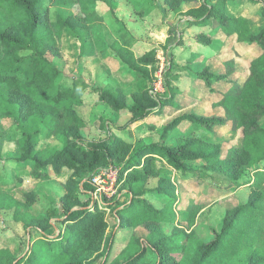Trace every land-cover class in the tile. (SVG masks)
Instances as JSON below:
<instances>
[{
	"label": "trees",
	"instance_id": "16d2710c",
	"mask_svg": "<svg viewBox=\"0 0 264 264\" xmlns=\"http://www.w3.org/2000/svg\"><path fill=\"white\" fill-rule=\"evenodd\" d=\"M164 1L171 11L185 14L190 26L208 25L212 32L199 35L201 45L211 47L213 36L221 30L226 39L255 48L256 57L244 76L236 71L233 58L225 61V74L216 75L210 69L193 73L212 92L214 84H229L213 105L223 115H182L164 128L158 143L137 146L112 135L100 141L84 139L81 129L85 122L78 112L82 98L74 90L57 86L61 72L46 57L57 52L54 39L78 29L87 36L96 35L94 27L103 21L99 13L85 11L78 2L79 13L51 22L45 0H0V123L13 119L22 130L23 136L16 142L22 169L28 166L42 181L65 178L69 173L58 219L65 229L49 222L42 225L19 211L20 220H26L27 229L36 230L39 238L29 245L25 257L16 258L8 247L1 248L0 264H97L101 259L100 264H107L116 235L110 232L108 212L116 215L122 229L142 228L147 233L144 237L132 235L110 264H264V29L254 34L246 17L233 14L239 0ZM89 3L93 7L98 1ZM187 5L193 7L185 11ZM112 49L135 78L137 90L128 96L124 88L110 85L101 100L116 113L128 112L132 116L128 126L176 107L173 90L166 96L151 94L157 62L154 51L138 58L120 43H114ZM49 137L62 148L39 149L41 139ZM171 168L183 180L198 185L204 183V174L216 171L229 180L219 192L249 186L252 193L246 204L226 207L220 232L214 227L197 229L195 216L201 206L190 197L183 210L172 179L163 176ZM106 169L118 171L120 190L129 197L127 203L120 205L116 200L101 205L92 200L91 195L97 193L92 178ZM248 172L254 179L244 181ZM156 178L159 185L150 189V181ZM33 194L28 193L27 203L21 207L28 209ZM151 194L166 196L163 209L146 199ZM82 195L88 200L83 201ZM177 220L179 227L167 234L163 225ZM204 233L210 234L211 240L205 241ZM151 254L155 263L148 261Z\"/></svg>",
	"mask_w": 264,
	"mask_h": 264
},
{
	"label": "rangeland",
	"instance_id": "374dc122",
	"mask_svg": "<svg viewBox=\"0 0 264 264\" xmlns=\"http://www.w3.org/2000/svg\"><path fill=\"white\" fill-rule=\"evenodd\" d=\"M97 1L90 7L89 0H45L44 6L51 22L79 13L78 2L87 12L95 9L103 19L94 27L96 35L88 33V37L87 32L78 29L60 40L54 39L57 52L46 54L51 64L61 72L57 86L74 90L82 98L78 112L85 122V127L81 129L84 139L100 141L112 135L136 143L137 146L151 145L158 143L164 128L182 115H223V111L213 105L220 100V91H226L229 84H214L212 92L193 73L210 69L213 74H225V61L233 58L236 71L244 76L251 60L256 57L255 48H248L235 39H226L221 30L213 36L211 47L201 45L199 35L212 32L208 25L190 26L189 18L168 9L164 0ZM238 3L233 7V14L248 17L253 33L258 34L264 29V0H239ZM191 7L193 5H187L185 11ZM114 43L129 48L138 58L151 51L156 53L157 62L149 86L151 94L166 96L169 89L173 90L176 107H168L158 116L128 126L132 119L128 112L116 113L101 100L102 92L110 85L124 88L128 96L137 90L135 78L123 68L120 58L112 49ZM22 136V130L13 119L0 123V182L12 192L0 194V249L8 247L16 258L27 256L29 245L39 238L36 230L27 229L24 223L26 220H20L23 217L19 211L38 219L42 225L49 222L59 230L65 229L58 219L62 217L60 199L65 194L64 183L69 176L67 172L65 178L54 176L51 180L42 181L31 174L28 166L18 170L21 166L16 161L20 158V150L16 142ZM49 147L61 149L62 145L54 137L42 138L39 149ZM197 171L204 174L202 168ZM108 172L106 169L95 174L98 179L92 182V187L96 188V185L98 193L91 195L92 200L101 205H110L116 200H119L120 205L127 203L129 197L126 192H121L119 177ZM204 175V183L198 185L183 180L181 174L172 168L163 173L176 186V196L183 201L184 211L188 208L190 197L201 206L195 216L194 227H214L220 232L226 207L246 203L252 190L244 186L224 194L218 188L228 185L229 180L225 175L216 171H208ZM253 179L254 174L251 172L243 175L244 181ZM158 181L159 178L153 179L148 187L155 189L159 185ZM30 192L34 193L31 205L28 209L21 207L27 203ZM81 198L83 201L88 200L87 195ZM146 199L158 209H163L168 202L166 196L157 194L147 195ZM175 211L179 219L180 211L178 208ZM107 218L110 232H116L114 247L107 263L110 264L127 247L132 235L144 237L147 233L142 228L122 229L117 226L118 219L111 212H108ZM177 222L164 224L165 232L171 234L179 227ZM47 233L55 234L53 230ZM202 236L205 241L211 240L208 233ZM148 261L155 263V256L151 254ZM102 262L103 259L97 264Z\"/></svg>",
	"mask_w": 264,
	"mask_h": 264
},
{
	"label": "crops",
	"instance_id": "0c3cea01",
	"mask_svg": "<svg viewBox=\"0 0 264 264\" xmlns=\"http://www.w3.org/2000/svg\"><path fill=\"white\" fill-rule=\"evenodd\" d=\"M244 17H245V15H243ZM247 19H248V17H246ZM16 163H17V165L19 166V163L16 161ZM21 167H19L18 168V170L20 169ZM16 171V170H15ZM16 172H18V171H16ZM0 188L2 189V191L0 192V194H4V193H6V192H10V193H12L11 191H10V189H6L7 188V186H4L1 182H0ZM249 199V198H248ZM247 202H248V200H247ZM246 202V203H247ZM246 203H242V204H246Z\"/></svg>",
	"mask_w": 264,
	"mask_h": 264
},
{
	"label": "built area",
	"instance_id": "2783aa9c",
	"mask_svg": "<svg viewBox=\"0 0 264 264\" xmlns=\"http://www.w3.org/2000/svg\"><path fill=\"white\" fill-rule=\"evenodd\" d=\"M109 170H107V172H108ZM108 173H111L112 175H114L115 177H118V171H112V169H110V171L108 172ZM98 178L97 177H95L93 180H92V182H94V181H96ZM94 184V183H93ZM95 187H97L96 185H95ZM97 193H98V187H97Z\"/></svg>",
	"mask_w": 264,
	"mask_h": 264
}]
</instances>
